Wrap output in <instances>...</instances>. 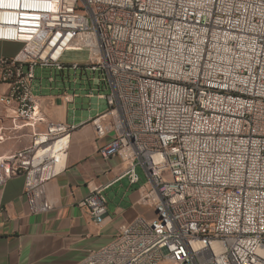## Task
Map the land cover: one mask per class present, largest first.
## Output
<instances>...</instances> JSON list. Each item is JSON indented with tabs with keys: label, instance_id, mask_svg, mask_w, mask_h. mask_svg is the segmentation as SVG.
Wrapping results in <instances>:
<instances>
[{
	"label": "built area",
	"instance_id": "built-area-1",
	"mask_svg": "<svg viewBox=\"0 0 264 264\" xmlns=\"http://www.w3.org/2000/svg\"><path fill=\"white\" fill-rule=\"evenodd\" d=\"M0 42L21 45L0 57V104L30 131L0 156V189L22 176L29 211L53 210L46 184L75 127L41 111L37 68L50 86L65 72L83 82L61 90L64 104L103 100L89 120L107 139L99 154L119 158L131 185L136 168L146 176L140 202L154 217L121 224L75 264H264V0H0ZM81 51L85 63L61 61ZM80 205L98 224L107 214L102 188Z\"/></svg>",
	"mask_w": 264,
	"mask_h": 264
},
{
	"label": "crops",
	"instance_id": "crops-1",
	"mask_svg": "<svg viewBox=\"0 0 264 264\" xmlns=\"http://www.w3.org/2000/svg\"><path fill=\"white\" fill-rule=\"evenodd\" d=\"M20 48V44L0 42V57H14ZM72 78L71 72L59 74L55 92L33 93L50 121L63 122L75 129L70 134L64 170L46 184L52 211L43 214L29 211L22 193V176L11 178L0 189V264H75L90 251L108 244L121 224L152 212L140 202L139 187L146 183L143 171L136 168L139 181L131 185L123 176L125 165L121 160L104 159L98 152L107 139L96 138L89 120L106 110L105 102L102 100V106L95 112L89 109L70 116L77 98L72 106L64 104L59 94L64 87L73 88ZM79 83L83 82L79 80L76 87L82 86ZM6 90L7 86L0 83V95ZM13 116L12 107L0 104V128L5 135L0 142V156L30 142L28 128H11ZM94 188H102L107 200V214L100 224L80 205Z\"/></svg>",
	"mask_w": 264,
	"mask_h": 264
},
{
	"label": "rangeland",
	"instance_id": "rangeland-1",
	"mask_svg": "<svg viewBox=\"0 0 264 264\" xmlns=\"http://www.w3.org/2000/svg\"><path fill=\"white\" fill-rule=\"evenodd\" d=\"M61 61L66 64V65H70L74 62L77 63H85L87 61V52L85 51H81V52H66ZM50 74V71L48 69H40L37 68L36 69V78H37V85L36 87H34L33 93H52L55 92V83L53 84V86H50L49 82L46 80V77H48ZM39 78H42V81L39 80ZM74 89H77L78 93H81L82 88L80 86H73V88L70 87V91H73ZM102 100H98L96 97L89 99H85L84 101L81 100V98L77 97L76 99V103L77 105L74 106V108L72 107L70 110V116L73 117L74 114L80 113V112H87L90 110H92V112H95V110L99 109L102 106ZM84 103V104H82ZM73 106V104H71ZM146 218H152L154 217V211L152 210V212L150 213V215H146Z\"/></svg>",
	"mask_w": 264,
	"mask_h": 264
}]
</instances>
